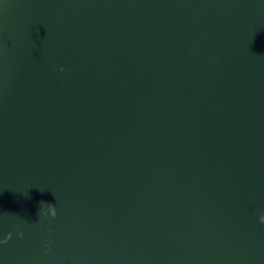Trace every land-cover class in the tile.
I'll return each instance as SVG.
<instances>
[{"label": "water", "instance_id": "obj_1", "mask_svg": "<svg viewBox=\"0 0 264 264\" xmlns=\"http://www.w3.org/2000/svg\"><path fill=\"white\" fill-rule=\"evenodd\" d=\"M261 213L262 0H0V264H264Z\"/></svg>", "mask_w": 264, "mask_h": 264}, {"label": "clouds", "instance_id": "obj_2", "mask_svg": "<svg viewBox=\"0 0 264 264\" xmlns=\"http://www.w3.org/2000/svg\"><path fill=\"white\" fill-rule=\"evenodd\" d=\"M262 2H264V0H262ZM58 71H59V72H63L64 69H63V68H59ZM42 214H43V210H42ZM258 220H259V223H260L261 225H264V213H261V214L259 215Z\"/></svg>", "mask_w": 264, "mask_h": 264}]
</instances>
